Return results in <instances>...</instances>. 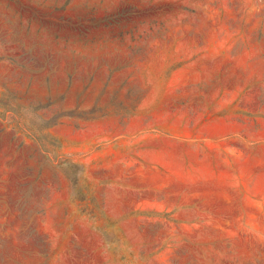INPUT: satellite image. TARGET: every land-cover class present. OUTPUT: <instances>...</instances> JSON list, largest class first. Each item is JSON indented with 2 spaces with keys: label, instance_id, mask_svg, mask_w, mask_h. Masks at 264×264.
<instances>
[{
  "label": "rangeland",
  "instance_id": "obj_1",
  "mask_svg": "<svg viewBox=\"0 0 264 264\" xmlns=\"http://www.w3.org/2000/svg\"><path fill=\"white\" fill-rule=\"evenodd\" d=\"M0 264H264V0H0Z\"/></svg>",
  "mask_w": 264,
  "mask_h": 264
},
{
  "label": "crops",
  "instance_id": "obj_2",
  "mask_svg": "<svg viewBox=\"0 0 264 264\" xmlns=\"http://www.w3.org/2000/svg\"><path fill=\"white\" fill-rule=\"evenodd\" d=\"M231 126H227L224 129L226 130H230ZM234 128V127H233ZM188 177H190V174H187ZM195 185L192 182H189V184H185L183 185L181 188H176L175 186H171V187H166L165 189V195H172L173 194V198L170 200H165V201H161V200H157L156 202L162 204L163 202L165 204H162L161 206L158 207V209H166V211L169 210H173V209H177L178 206H180V204L183 203H191L192 201V197H196L197 192L194 190L195 189ZM214 189V194L216 196H226L229 195L231 193H236L235 191L231 190L229 187H217V186H213ZM195 192V193H193ZM196 199V198H195ZM168 203V205L166 204ZM172 204V205H171Z\"/></svg>",
  "mask_w": 264,
  "mask_h": 264
}]
</instances>
